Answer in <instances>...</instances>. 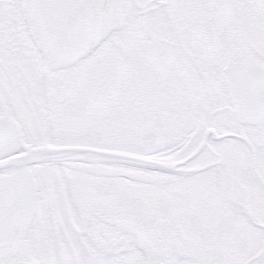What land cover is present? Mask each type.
<instances>
[{"label": "snow or ice", "instance_id": "6c2138e0", "mask_svg": "<svg viewBox=\"0 0 264 264\" xmlns=\"http://www.w3.org/2000/svg\"><path fill=\"white\" fill-rule=\"evenodd\" d=\"M0 264H264V0H0Z\"/></svg>", "mask_w": 264, "mask_h": 264}]
</instances>
